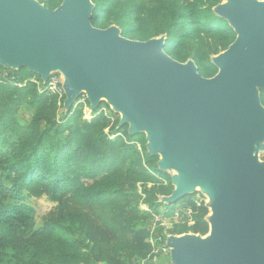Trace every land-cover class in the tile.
Listing matches in <instances>:
<instances>
[{
    "label": "water",
    "instance_id": "water-1",
    "mask_svg": "<svg viewBox=\"0 0 264 264\" xmlns=\"http://www.w3.org/2000/svg\"><path fill=\"white\" fill-rule=\"evenodd\" d=\"M93 7L0 0V65L25 67L43 83L58 72L65 111L85 95L90 112L104 101L119 126L144 133L158 169L175 172L161 202L207 197L208 233L167 235L171 264H264V0L212 8L236 36L211 58V77L166 54L164 35L139 41L116 25L93 26Z\"/></svg>",
    "mask_w": 264,
    "mask_h": 264
},
{
    "label": "trees",
    "instance_id": "trees-1",
    "mask_svg": "<svg viewBox=\"0 0 264 264\" xmlns=\"http://www.w3.org/2000/svg\"><path fill=\"white\" fill-rule=\"evenodd\" d=\"M38 1L49 9L62 2ZM91 1L93 26L116 25L139 41L164 35L166 54L193 60L203 77L217 72L211 58L236 36L213 12L222 0ZM33 77L41 80L0 65V264H135L151 251L152 234L208 233L201 193L159 200L174 187L144 133L129 134L104 101L89 117L82 95L65 111V95L58 104ZM30 197L52 207L38 219Z\"/></svg>",
    "mask_w": 264,
    "mask_h": 264
},
{
    "label": "built area",
    "instance_id": "built-area-1",
    "mask_svg": "<svg viewBox=\"0 0 264 264\" xmlns=\"http://www.w3.org/2000/svg\"><path fill=\"white\" fill-rule=\"evenodd\" d=\"M31 81L37 84L42 83L45 90H47L51 95L56 96L58 98V104H61L64 91L62 88L63 77L60 73H51L45 83L41 80L38 81L35 78H32ZM81 97L85 98V95H82ZM155 226L156 224H154L151 229V232L153 233L156 229ZM149 241L151 243V251L146 257L135 264H158L162 258L169 255V248L165 245V239H162L161 236L152 234Z\"/></svg>",
    "mask_w": 264,
    "mask_h": 264
},
{
    "label": "rangeland",
    "instance_id": "rangeland-1",
    "mask_svg": "<svg viewBox=\"0 0 264 264\" xmlns=\"http://www.w3.org/2000/svg\"><path fill=\"white\" fill-rule=\"evenodd\" d=\"M35 78V77H33ZM38 86L41 87L40 84H38ZM40 89V88H39ZM84 99L83 97H81V100L82 102H84ZM110 108V107H109ZM105 112H108V109H105ZM84 113H85V116L86 117H89V114H90V111H89V108L88 107H85L84 109ZM19 115H22L24 116L25 118L28 117V114L23 112V111H20L19 112ZM119 117H120V114H117ZM258 157L261 159V160H264V152L263 153H260L258 155ZM167 173L169 175H172L174 174L175 172L170 170V171H167ZM205 199V202L207 201V197L202 195ZM197 197V196H196ZM28 202L29 204L35 209V212H36V216L38 219H40L45 213L48 212V210L52 207V203H50L45 197H39V198H35V197H30L28 199ZM166 223L167 221L166 220H163L162 222H159V224H157L158 226H166ZM161 264H171L170 263V257L169 255L166 256L165 258H162L160 260Z\"/></svg>",
    "mask_w": 264,
    "mask_h": 264
},
{
    "label": "crops",
    "instance_id": "crops-1",
    "mask_svg": "<svg viewBox=\"0 0 264 264\" xmlns=\"http://www.w3.org/2000/svg\"><path fill=\"white\" fill-rule=\"evenodd\" d=\"M158 264H161V262H159Z\"/></svg>",
    "mask_w": 264,
    "mask_h": 264
}]
</instances>
